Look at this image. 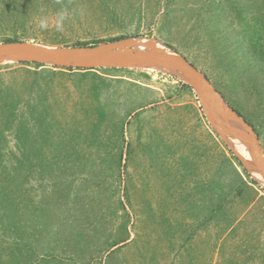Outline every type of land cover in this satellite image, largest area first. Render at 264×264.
<instances>
[{
    "label": "rangeland",
    "instance_id": "374dc122",
    "mask_svg": "<svg viewBox=\"0 0 264 264\" xmlns=\"http://www.w3.org/2000/svg\"><path fill=\"white\" fill-rule=\"evenodd\" d=\"M62 5L83 14L41 30V9ZM136 35L199 69L264 153V0H0V42ZM184 84L149 68L0 64V264H264V186Z\"/></svg>",
    "mask_w": 264,
    "mask_h": 264
},
{
    "label": "water",
    "instance_id": "95a60500",
    "mask_svg": "<svg viewBox=\"0 0 264 264\" xmlns=\"http://www.w3.org/2000/svg\"><path fill=\"white\" fill-rule=\"evenodd\" d=\"M135 43L144 48L133 47ZM8 62L43 63L74 69L154 68L175 75L195 92L207 121L238 163L257 184L264 186V153L255 129L225 101L199 69L179 52L157 39L136 35L92 45L61 47L9 40L0 42V64ZM224 117L235 119L244 130L235 136L246 145L247 155L242 154L231 143L229 135L233 133L227 124L224 123L222 127L218 125L224 121Z\"/></svg>",
    "mask_w": 264,
    "mask_h": 264
},
{
    "label": "clouds",
    "instance_id": "9594fccd",
    "mask_svg": "<svg viewBox=\"0 0 264 264\" xmlns=\"http://www.w3.org/2000/svg\"><path fill=\"white\" fill-rule=\"evenodd\" d=\"M83 14V10H77L70 8L68 5H62L55 13L49 15L41 9V15L38 19V27L41 30H47L50 27H54L56 31H61L64 28L66 21L72 18L74 15Z\"/></svg>",
    "mask_w": 264,
    "mask_h": 264
},
{
    "label": "bare ground",
    "instance_id": "6f19581e",
    "mask_svg": "<svg viewBox=\"0 0 264 264\" xmlns=\"http://www.w3.org/2000/svg\"><path fill=\"white\" fill-rule=\"evenodd\" d=\"M136 44V43H135ZM142 69H146V68H142ZM149 69H154V68H149ZM236 122V121H235ZM225 122L224 121H222V122H219L218 123V125L220 126V127H222L223 126V124H224ZM229 138H230V140H231V143L242 153V154H244V155H247V153H248V149H247V147H246V145L245 144H243L241 141H239V139L235 136L234 137V134H232V135H229ZM254 172H256V169L255 168H253L252 169Z\"/></svg>",
    "mask_w": 264,
    "mask_h": 264
},
{
    "label": "trees",
    "instance_id": "16d2710c",
    "mask_svg": "<svg viewBox=\"0 0 264 264\" xmlns=\"http://www.w3.org/2000/svg\"><path fill=\"white\" fill-rule=\"evenodd\" d=\"M115 39H117V38H115ZM112 40H114V39H112ZM81 45H86V44H81ZM185 86H187L188 87V85H186V84H184ZM248 122V121H247ZM249 123V122H248ZM250 124V123H249ZM251 125V124H250Z\"/></svg>",
    "mask_w": 264,
    "mask_h": 264
}]
</instances>
